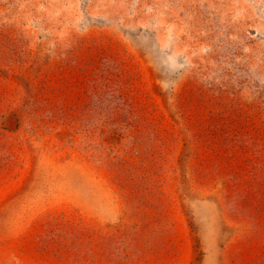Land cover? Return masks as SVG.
<instances>
[{"label":"rangeland","instance_id":"1","mask_svg":"<svg viewBox=\"0 0 264 264\" xmlns=\"http://www.w3.org/2000/svg\"><path fill=\"white\" fill-rule=\"evenodd\" d=\"M0 264H264V0H0Z\"/></svg>","mask_w":264,"mask_h":264}]
</instances>
